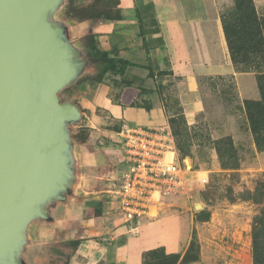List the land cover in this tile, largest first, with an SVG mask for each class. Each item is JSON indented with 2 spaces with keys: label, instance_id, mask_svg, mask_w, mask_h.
<instances>
[{
  "label": "crops",
  "instance_id": "0c3cea01",
  "mask_svg": "<svg viewBox=\"0 0 264 264\" xmlns=\"http://www.w3.org/2000/svg\"><path fill=\"white\" fill-rule=\"evenodd\" d=\"M117 1L116 16L111 19L67 20L74 28L78 43L93 35L104 51H112L133 62L135 67L130 72L142 78H147L151 71L157 74L170 70L175 77L187 81L185 98L193 113L201 111L203 79L233 77L244 101L260 100L256 75L237 72L233 64L221 0ZM89 2L76 0L81 7H87ZM260 7L264 8V4ZM156 82L151 79L145 84L155 89ZM73 92L91 130L88 142L79 145L81 182L77 197L58 213L56 224L35 228L32 253L62 243V236L65 241L75 243V248L65 249L70 251L66 260H45L34 255L29 263L143 264L145 254L158 248H164L167 254L183 255L190 238L184 233L180 217H144L136 221L138 230H130L118 207L108 200L111 183L105 187L101 182L105 181L107 170H112L107 178L110 181L121 169L124 155L119 133L123 124L168 125L167 110L159 94L148 98L152 109L147 111L133 107L140 99L135 87L123 88L117 95L107 83H83L73 88ZM156 112L166 123H156L153 119ZM129 113L136 123L125 119ZM116 124L118 130L114 128Z\"/></svg>",
  "mask_w": 264,
  "mask_h": 264
},
{
  "label": "water",
  "instance_id": "95a60500",
  "mask_svg": "<svg viewBox=\"0 0 264 264\" xmlns=\"http://www.w3.org/2000/svg\"><path fill=\"white\" fill-rule=\"evenodd\" d=\"M66 0H0V264H30L37 226L77 197L81 107L63 92L96 72Z\"/></svg>",
  "mask_w": 264,
  "mask_h": 264
},
{
  "label": "rangeland",
  "instance_id": "374dc122",
  "mask_svg": "<svg viewBox=\"0 0 264 264\" xmlns=\"http://www.w3.org/2000/svg\"><path fill=\"white\" fill-rule=\"evenodd\" d=\"M221 1L222 15L233 9L234 0ZM69 2L66 0L57 19L68 20L65 13ZM93 3L98 13H104L106 17L116 16V0H90L87 7ZM254 4L259 16L264 18V8L260 7L264 0H254ZM79 45L86 54L83 39ZM155 81L181 159L206 171L210 183L158 205V215H155L154 209L152 217L148 218L160 219L168 215L180 217L184 233L190 241L187 251L183 255L178 254L179 264H254L253 221L263 206L248 201L246 196L264 178V151L259 150L256 144L246 112L245 102L249 100L241 98L233 77L203 79L200 82L201 111L193 113L192 106L187 105L185 98L188 92L186 80L166 70V74L158 76ZM104 83L112 86L113 93L120 94L122 88H116L111 77ZM68 89L72 92V87ZM71 92L66 95L67 99H71ZM142 101L148 103L149 99L140 98L135 102L136 106L141 105ZM126 117L128 121L136 123L132 113ZM153 119L156 123H166L159 112L153 115ZM118 127L117 124L114 126L116 130ZM70 129L73 138L84 133L89 139L91 130L87 126L85 114L82 122ZM76 144L81 145L77 141ZM111 171L107 170L105 181H101L105 187L111 183L107 181ZM199 216L206 221L199 222ZM51 246L28 256L30 259L35 255L45 260H66L70 251L65 249H74L75 243L65 241L62 236V243ZM191 259L196 260L184 263V260Z\"/></svg>",
  "mask_w": 264,
  "mask_h": 264
},
{
  "label": "trees",
  "instance_id": "16d2710c",
  "mask_svg": "<svg viewBox=\"0 0 264 264\" xmlns=\"http://www.w3.org/2000/svg\"><path fill=\"white\" fill-rule=\"evenodd\" d=\"M87 1L83 0V3ZM81 5L76 4V0H70L65 13L67 19L84 21L88 19L112 18L106 17L104 13L95 11V3L89 7H81ZM117 6L118 1L116 0V8ZM222 20L231 58L237 72L254 73L257 77L261 98L258 101H246L245 108L256 144L259 150L264 151V18L259 16L254 0H234L233 9L223 14ZM83 46L91 66L96 72L80 79L72 87V92L71 89L65 90L63 92V101L78 103L73 88L83 83L101 84L108 77H111L115 85L122 89L135 87L139 90V98L143 100H146L154 93H158L156 88H149L145 83L147 80H156V77L165 75L166 71H159L157 74L151 71L147 78H142L130 72V69L135 67L133 62L120 58L118 54H114L112 51H104L93 35L83 38ZM70 92L72 97L67 99L66 95ZM133 107H136L135 103H133ZM138 107L151 111L152 104L150 101L148 103L142 101V104L138 105ZM83 112L85 111L83 110ZM172 132L175 137L173 129ZM74 138L80 144H85L88 140V135L79 133ZM247 194L246 199L248 201H253L263 206L253 221V239L254 264H264V178L257 183L253 192H248ZM200 217L198 219L199 222L206 221ZM187 254L189 255L190 252ZM195 260H184V263H191ZM179 261L180 255L167 254L164 248H158L145 254V262L143 264H179Z\"/></svg>",
  "mask_w": 264,
  "mask_h": 264
},
{
  "label": "built area",
  "instance_id": "2783aa9c",
  "mask_svg": "<svg viewBox=\"0 0 264 264\" xmlns=\"http://www.w3.org/2000/svg\"><path fill=\"white\" fill-rule=\"evenodd\" d=\"M119 134L124 159L118 176L110 180L107 197L118 207L130 230H138L136 221L152 217L154 209L158 215V205L209 185L206 171L181 159L169 124L147 127L123 124Z\"/></svg>",
  "mask_w": 264,
  "mask_h": 264
}]
</instances>
